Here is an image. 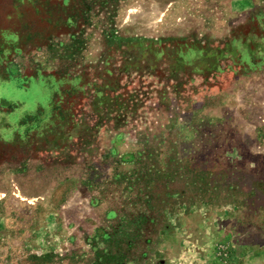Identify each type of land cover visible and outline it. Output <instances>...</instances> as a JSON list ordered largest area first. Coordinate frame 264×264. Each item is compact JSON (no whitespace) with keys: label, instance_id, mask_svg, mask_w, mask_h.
I'll use <instances>...</instances> for the list:
<instances>
[{"label":"rangeland","instance_id":"374dc122","mask_svg":"<svg viewBox=\"0 0 264 264\" xmlns=\"http://www.w3.org/2000/svg\"><path fill=\"white\" fill-rule=\"evenodd\" d=\"M0 264H264V0H0Z\"/></svg>","mask_w":264,"mask_h":264}]
</instances>
